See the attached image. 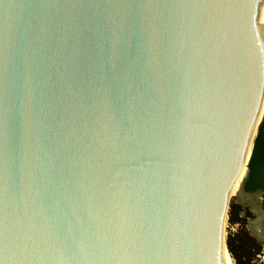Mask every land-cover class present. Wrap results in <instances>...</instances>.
<instances>
[{"label":"water","instance_id":"obj_1","mask_svg":"<svg viewBox=\"0 0 264 264\" xmlns=\"http://www.w3.org/2000/svg\"><path fill=\"white\" fill-rule=\"evenodd\" d=\"M263 6L0 0V264H226Z\"/></svg>","mask_w":264,"mask_h":264},{"label":"trees","instance_id":"obj_2","mask_svg":"<svg viewBox=\"0 0 264 264\" xmlns=\"http://www.w3.org/2000/svg\"><path fill=\"white\" fill-rule=\"evenodd\" d=\"M249 170L243 182V191L248 194L262 193L264 211V116L253 142L251 158L247 165ZM243 209L238 203H230L228 223L237 229L226 237V247L233 264H261L264 246L253 237L247 228L250 214L242 216ZM264 231V224H263Z\"/></svg>","mask_w":264,"mask_h":264},{"label":"rangeland","instance_id":"obj_3","mask_svg":"<svg viewBox=\"0 0 264 264\" xmlns=\"http://www.w3.org/2000/svg\"><path fill=\"white\" fill-rule=\"evenodd\" d=\"M261 200L262 197L260 195L247 194L243 190H239L238 187L233 192V196L231 198V202L238 203L241 205L243 209L242 216H244L245 213L250 214V217L247 219V228L250 234H253L255 239L264 246V234L262 233L264 214L260 209ZM236 229L237 226L229 225L227 219L225 236L227 237L229 233L234 232ZM263 260H264V251H263V255L259 257V261L261 264H263Z\"/></svg>","mask_w":264,"mask_h":264},{"label":"bare ground","instance_id":"obj_4","mask_svg":"<svg viewBox=\"0 0 264 264\" xmlns=\"http://www.w3.org/2000/svg\"><path fill=\"white\" fill-rule=\"evenodd\" d=\"M261 23L264 25V6H263L262 11H261ZM245 171H246V167L242 170L241 175H240V177H239V179H238V181L234 187L233 192L237 189V187H239L240 182L242 181V179L245 175ZM225 262H226V264H233L231 259L228 256H225ZM263 264H264V260H263Z\"/></svg>","mask_w":264,"mask_h":264},{"label":"flooded vegetation","instance_id":"obj_5","mask_svg":"<svg viewBox=\"0 0 264 264\" xmlns=\"http://www.w3.org/2000/svg\"><path fill=\"white\" fill-rule=\"evenodd\" d=\"M248 194V193H247ZM250 195H260L262 197V193H255V194H250ZM260 209L262 210V213L264 214V211L262 209V200L260 202ZM264 224V223H263Z\"/></svg>","mask_w":264,"mask_h":264},{"label":"crops","instance_id":"obj_6","mask_svg":"<svg viewBox=\"0 0 264 264\" xmlns=\"http://www.w3.org/2000/svg\"><path fill=\"white\" fill-rule=\"evenodd\" d=\"M253 237H254V235L253 234H251Z\"/></svg>","mask_w":264,"mask_h":264}]
</instances>
